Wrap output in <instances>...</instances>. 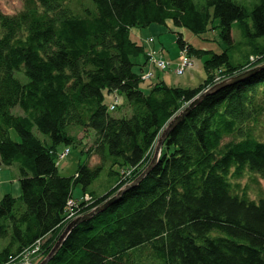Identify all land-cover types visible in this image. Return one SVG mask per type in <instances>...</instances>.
Returning a JSON list of instances; mask_svg holds the SVG:
<instances>
[{
    "label": "trees",
    "instance_id": "trees-1",
    "mask_svg": "<svg viewBox=\"0 0 264 264\" xmlns=\"http://www.w3.org/2000/svg\"><path fill=\"white\" fill-rule=\"evenodd\" d=\"M211 19L228 42L235 22L245 35L264 36V0L250 12L232 0H205L201 9L193 0H26L15 15L0 11V166L18 164L21 189L0 201V264L50 235L39 263L70 222L65 208L76 185L85 193L108 168L115 183L100 197L89 192L93 206L101 204L142 173L167 122L215 84L216 72L228 79L264 63V49L233 65L227 52L196 49L177 33L190 57L211 53L205 81L183 89L161 80L143 91L147 59L131 60L146 56L131 29L170 22L199 35ZM111 105L129 113L117 117ZM15 107L24 114H13ZM71 125L94 132L87 153L99 163L64 177L55 155L58 145L73 143ZM263 133L264 70L206 96L169 134L143 181L75 226L48 264H143L145 250L146 264H264V196L251 199L238 183L246 173L264 179Z\"/></svg>",
    "mask_w": 264,
    "mask_h": 264
},
{
    "label": "rangeland",
    "instance_id": "rangeland-1",
    "mask_svg": "<svg viewBox=\"0 0 264 264\" xmlns=\"http://www.w3.org/2000/svg\"><path fill=\"white\" fill-rule=\"evenodd\" d=\"M26 0H0V11L8 15H15L19 13L25 5ZM197 9H201L205 0H193ZM241 6H243L248 12L252 10L259 0H232ZM249 31L252 33L253 27L250 18L247 19ZM218 20L211 19L208 30L202 34H194L186 28H176L170 22L167 25L153 24L149 28H132L130 36L133 40L140 43L146 55H152V57L159 61L167 62L170 67L165 70H157L154 72V76L150 80L142 81L140 88L148 92V85L150 83L163 80L169 86L180 87L183 89H193L201 85L206 79V72L204 70V61L209 58L211 53L227 52L230 63L233 65H239L248 61L251 56L250 62L254 61L255 56L259 50L264 49V36L250 37L245 35L241 29L239 23L235 22L231 26V42L226 41L220 35V29L218 27ZM177 33H180L183 39L192 45L196 49L203 51H210L204 56L198 58L191 56L190 60L193 65L186 67L182 75L175 73V66L179 64L181 49L177 43ZM149 37H152L154 42L149 41ZM152 43V44H151ZM154 46V49L152 48ZM135 63H144L143 56L133 57L131 59ZM147 61L144 68V73L148 71L152 66ZM137 68L135 67V70ZM246 71V70H244ZM242 71V72H244ZM159 73V78L155 73ZM221 76L220 72H216L214 77ZM15 77L22 83H27L28 78L22 72H16ZM214 85V84H213ZM211 87V86H210ZM209 87V88H210ZM111 97L108 98L110 102ZM118 105L121 106L124 103V99L121 95L118 97ZM12 113L15 115H23V111L19 107L12 109ZM126 108H117L113 111V114L120 117L121 114H128ZM67 132L74 136V141L70 145H58V154L64 153L66 148L70 149V153L64 156L62 159H58V173L64 177L74 176L79 165L89 164L95 166L99 163V157L91 154L90 157L86 151L92 147L94 141V132L92 130L86 131L80 126L71 125L67 127ZM34 135L42 142L49 143L47 136L39 133L37 130H33ZM9 136L11 140L19 142L20 138L15 129L9 130ZM264 141V133L260 138ZM116 178L108 175V168H105L100 176L87 188L88 192L94 193L100 197L106 193V191L115 183ZM241 190L247 189L246 192L251 199L257 200L260 195L264 196V179H261L257 175L246 173L239 181ZM83 188L77 185L73 190V198L79 199L82 196ZM5 194H10L15 198H18L21 194L19 185V168L18 164L14 163L11 166H0V201ZM148 253L146 250L139 258L140 263H147Z\"/></svg>",
    "mask_w": 264,
    "mask_h": 264
},
{
    "label": "water",
    "instance_id": "water-1",
    "mask_svg": "<svg viewBox=\"0 0 264 264\" xmlns=\"http://www.w3.org/2000/svg\"><path fill=\"white\" fill-rule=\"evenodd\" d=\"M264 70V63L253 67L249 70H246L238 75L228 78L220 83H216L212 85L210 88L196 96L192 101H190L183 109H181L178 113H176L171 119L167 122L165 128L161 132L159 138L157 139L154 145V151L152 157L144 168L142 173L132 182L129 184L124 185L119 191L114 195L107 199L104 203H102L99 207L92 210L89 213H86L82 216L74 218L71 220L65 227L64 231L62 232L60 238L58 239L57 243L51 249V251L40 261L39 264H48V262L54 257V255L58 252L62 244L64 243L65 239L68 237L69 233L72 229L80 223L87 222L92 219L96 214L105 211L109 206L114 204L125 192L137 186L149 173L152 169L157 165L162 148L169 136V134L175 129L181 121L193 110L196 106H198L201 101L208 95L214 94L226 87H230L232 85L244 82L245 80L254 77L256 74Z\"/></svg>",
    "mask_w": 264,
    "mask_h": 264
},
{
    "label": "bare ground",
    "instance_id": "bare-ground-1",
    "mask_svg": "<svg viewBox=\"0 0 264 264\" xmlns=\"http://www.w3.org/2000/svg\"><path fill=\"white\" fill-rule=\"evenodd\" d=\"M186 50V49H185ZM186 53H187V56H188V52L186 51ZM252 58V57H251ZM251 58H250V60H251ZM257 66H259V65H257ZM156 67V66H155ZM254 67H256V66H254ZM253 68V67H252ZM156 69L157 70H159L157 67H156ZM251 69V68H250ZM247 70H249V68L247 69ZM141 79H142V77H141ZM224 80H226V78H224L223 76H218V80H217V82H215V83H220V82H222V81H224ZM142 81H143V79H142ZM145 81V80H144ZM187 104H185L181 109H183L185 106H186ZM180 109V110H181ZM179 110V111H180ZM94 138H95V135H94ZM67 150V152L66 153H64L65 155L64 156H66L67 154H69L70 153V149L69 148H66L65 149V151ZM64 151V152H65ZM153 151H154V149H153ZM86 153H87V151H86ZM88 154V153H87ZM153 154V153H152ZM91 155V154H90ZM90 155H88L89 157H90ZM56 165L57 166H59V162L57 161L58 159L60 160V159H62L64 156H62V154H58V152L56 151ZM89 165V164H88ZM90 166V165H89ZM133 173V172H132ZM132 173H131V171H128V172H126V173H124L123 175H121V177H123V179H127V178H131L132 177ZM137 178V177H136ZM136 178H134V179H132V180H128L129 182L128 183H126V184H129L130 182H132V181H134ZM143 181V180H142ZM141 181V182H142ZM140 182V183H141ZM126 184H124V185H126ZM123 185V186H124ZM77 186V185H76ZM75 186V187H76ZM81 186V185H80ZM122 186V187H123ZM74 187V188H75ZM122 187H120L119 189H121ZM119 189H118V191H119ZM74 190V189H73ZM117 191V192H118ZM85 193H82V196L79 198V199H74L73 198V193H72V198L71 199H69L68 201H71L72 203V207H69V203H67L66 205V208H65V217H64V221H65V223L67 222V220H68V218L70 217V214L69 213H71L72 212V210L73 211H76V209H80V210H83L85 213H80V214H77V215H75L74 217H72L71 219H70V221L71 220H73L74 218H77V217H79V216H82V215H84V214H86V213H89V212H91L92 210H94V209H96L97 207H99L102 203H104V202H102L101 204H98V205H94L93 206V204H95V201H96V199L94 198V197H92L90 194H89V192H88V190H85L84 191ZM116 192V193H117ZM115 193V194H116ZM114 194V195H115ZM113 195V196H114ZM109 199V198H108ZM91 206H93V207H91ZM91 207V208H90ZM85 210H87V211H85ZM97 215V214H96ZM95 215V216H96ZM73 216V215H72ZM94 216V217H95ZM91 220V219H90ZM66 227V226H65ZM65 227H63V229L61 230V232L59 233V236L57 237V240H56V242H55V244L57 243V241H58V239L60 238V236H61V234H62V232L64 231V229H65ZM49 237H50V235H46V236H43V237H41V238H38L32 245H30L29 247H27L26 249H24V251H22L21 253H19L18 255H16V256H10L9 257V259L6 261V262H3V263H1V264H39V263H36L37 262V260L40 258V253L37 255V257L34 259V257L32 256V252H33V250H34V248L36 247V245L39 243L40 244V251H42V249H43V247H42V244H45L46 243V241L49 239ZM66 240V239H65ZM54 244V245H55ZM54 247V246H53ZM52 247V248H53ZM51 251V250H50Z\"/></svg>",
    "mask_w": 264,
    "mask_h": 264
},
{
    "label": "built area",
    "instance_id": "built-area-1",
    "mask_svg": "<svg viewBox=\"0 0 264 264\" xmlns=\"http://www.w3.org/2000/svg\"><path fill=\"white\" fill-rule=\"evenodd\" d=\"M180 54H181V56H180V61L181 62L175 66V73L177 75H182L184 73V71H185L187 66L193 65V62L190 60V57L187 56V53H186L185 49L181 50ZM148 62H150L149 64L151 66H156L161 71H165V70H167L170 67V65L167 62H164V61H161V60L157 61V60H155L152 57V55H149ZM152 77H153V72H152L151 69L148 70L146 73H144L142 75V79L143 80H149ZM217 80H218V77L215 79V82H217ZM113 109H114V106L111 105L110 110H113ZM66 152H67V150L64 153H66ZM64 153L62 154V156L65 155ZM68 203H69V207H72V204H71L72 202L68 201ZM69 214H70V217L68 219H70V218L75 216V211L72 210V212L69 213ZM39 246H40V244L38 243L36 245V247L34 248L33 252H32V256L34 257V259L40 253V247Z\"/></svg>",
    "mask_w": 264,
    "mask_h": 264
},
{
    "label": "crops",
    "instance_id": "crops-1",
    "mask_svg": "<svg viewBox=\"0 0 264 264\" xmlns=\"http://www.w3.org/2000/svg\"><path fill=\"white\" fill-rule=\"evenodd\" d=\"M167 23H168V22H167ZM151 26H152V25H151ZM149 27H150V26H149ZM149 27H147V28H149ZM149 41L152 42V43L154 42V40H153L152 37H149ZM152 43H151V44H152ZM152 48L154 49V46H152ZM147 57H148V56L146 55L145 58H144V61H146ZM151 69H152L153 73H154L155 71H157V69H156L155 66H152ZM156 76L159 78V73L156 72V73H155V77H156Z\"/></svg>",
    "mask_w": 264,
    "mask_h": 264
}]
</instances>
